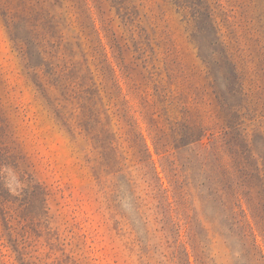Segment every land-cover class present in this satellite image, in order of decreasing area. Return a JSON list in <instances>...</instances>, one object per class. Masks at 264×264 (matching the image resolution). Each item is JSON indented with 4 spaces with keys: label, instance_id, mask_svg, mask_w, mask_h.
Masks as SVG:
<instances>
[{
    "label": "rangeland",
    "instance_id": "374dc122",
    "mask_svg": "<svg viewBox=\"0 0 264 264\" xmlns=\"http://www.w3.org/2000/svg\"><path fill=\"white\" fill-rule=\"evenodd\" d=\"M193 3L0 0V184L16 199L0 209V264H264L261 180L194 41ZM203 3L246 87L238 132L264 151V0ZM38 13L60 23L52 46L39 20L27 27ZM177 146L208 162L237 242Z\"/></svg>",
    "mask_w": 264,
    "mask_h": 264
},
{
    "label": "trees",
    "instance_id": "16d2710c",
    "mask_svg": "<svg viewBox=\"0 0 264 264\" xmlns=\"http://www.w3.org/2000/svg\"><path fill=\"white\" fill-rule=\"evenodd\" d=\"M200 1L199 4L196 5V3H193L195 5V13H193L194 19H195V33H194V41L197 44L200 52V56L204 63L206 64L208 71L213 79L212 84L215 89V93L217 96V99L219 101V104L221 105L224 113L227 116V119L229 122H231V126L235 127L236 130V138L239 139L238 147L239 151L244 158L245 162L251 166V173L253 175H256L260 178V184L251 183L258 188V194L260 197V203L259 207L263 211L264 215V151L260 150L257 143L254 140H250L248 138V134L239 133L238 131V123L237 118L244 108H247L245 102H248V95L246 92V87L244 85L243 77L241 75V72L238 69L237 63L231 59L229 54H225L223 52V49H217L216 44L219 42L218 33H219V27L216 24V19L210 13V11L207 10L205 5H203V0H197ZM122 6V5H121ZM127 7H130L129 5H126ZM127 9V8H126ZM32 16V15H31ZM55 15H50V13H38V16L36 19H32L31 17L26 20V23H29L27 25L28 29L33 30V26L38 27V20L39 23L43 26L45 30H47L46 34L43 35V38L41 37L40 41L44 44L47 43L48 45L52 46L51 40L52 37H55V29H57L60 26V23L54 19ZM129 18L130 14H126L125 18ZM126 21H131V19H126ZM35 23L36 25L32 24ZM9 24L12 27V23L9 20ZM45 24V25H44ZM72 26H74V23L72 22ZM17 27L14 26V29ZM35 28V27H34ZM13 29V30H14ZM219 45V44H218ZM23 48V47H22ZM229 57V58H228ZM227 80L228 83L224 84L225 89L221 87L220 81ZM89 93V91H86ZM72 126V125H71ZM184 137H182L183 139ZM198 145L200 147L205 144L204 139L202 137H198ZM176 153L177 159L182 160V158L185 159L182 166L189 167L188 170H194L192 166H197V173L194 178L200 179V185L203 188V190H206V196L205 201L211 200L212 203H218L220 205V208L218 210V224L221 227H225V236L227 239L234 238V232L237 228V221L233 220L231 217V214L225 213V209L223 208L222 199H219V194L217 189L213 188L212 182H213V171H209V165L208 162L205 160L200 159V153H194L193 149L189 146L183 147V146H177L176 147ZM181 154L184 156L181 157ZM256 159V164H253L252 161ZM2 160L0 161V174L1 169L3 168L4 163ZM2 164V165H1ZM191 166V167H190ZM177 174V173H175ZM183 174V173H182ZM2 175H0V181H1ZM125 185L128 187V190L130 189V184L126 181ZM118 190L121 187V184L118 183ZM116 191V188H114ZM129 193L132 196L131 191ZM121 193H115L116 196L120 195L122 197ZM13 200V201H12ZM16 199L10 195H6L5 189H3L2 184H0V205H1V211L3 214L10 213V204L11 202H14ZM137 202V201H135ZM139 208V205L137 206ZM213 224L211 222L210 226L213 229ZM177 231L179 237L181 236L180 231V224H177ZM217 225V226H219ZM207 235V234H206ZM203 238V237H202ZM231 242H237V240H232ZM242 246H245V243L241 241ZM206 245H203L202 252H205ZM186 256L187 261L190 262V254L186 250ZM246 260V262L244 261ZM235 264H249L248 260L245 259V256L243 253H241V257L238 258L235 262Z\"/></svg>",
    "mask_w": 264,
    "mask_h": 264
}]
</instances>
